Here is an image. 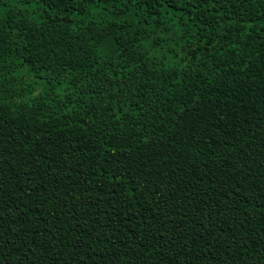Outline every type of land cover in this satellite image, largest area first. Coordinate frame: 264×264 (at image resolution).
I'll list each match as a JSON object with an SVG mask.
<instances>
[{
    "label": "trees",
    "instance_id": "trees-1",
    "mask_svg": "<svg viewBox=\"0 0 264 264\" xmlns=\"http://www.w3.org/2000/svg\"><path fill=\"white\" fill-rule=\"evenodd\" d=\"M0 264H264V0H0Z\"/></svg>",
    "mask_w": 264,
    "mask_h": 264
}]
</instances>
